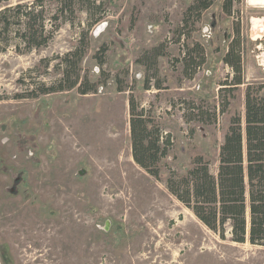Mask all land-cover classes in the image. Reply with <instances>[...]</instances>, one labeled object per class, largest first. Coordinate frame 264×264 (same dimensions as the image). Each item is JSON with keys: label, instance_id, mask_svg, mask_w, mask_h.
<instances>
[{"label": "rangeland", "instance_id": "obj_1", "mask_svg": "<svg viewBox=\"0 0 264 264\" xmlns=\"http://www.w3.org/2000/svg\"><path fill=\"white\" fill-rule=\"evenodd\" d=\"M96 1L101 19L88 33L81 62L82 74L98 82L96 93L80 95L72 89L14 97L34 79L58 77L52 65L57 59L47 73L40 60L77 45L86 24L84 11L73 25L63 23L44 48L27 53L9 48L0 54L1 264H264V246L235 243L229 234L221 238L164 183L170 170L184 175L197 155L216 173L230 116L244 113L245 84L232 91L221 86L232 78L221 60L238 27L244 81L264 82L254 56L258 42L250 40V22L264 7L233 0L226 14L224 0H213L179 36L182 13L193 0ZM49 3L53 9L55 3ZM196 42L204 48L205 63L189 80L183 76V52ZM102 44L108 48L105 85L93 58ZM160 44L167 56L158 57L145 90L147 74L135 60ZM157 83L161 89L154 93ZM119 84L123 91H117ZM130 94L169 135L159 179L131 157ZM191 101L215 109L216 121L185 122L183 102ZM227 101V110L220 113Z\"/></svg>", "mask_w": 264, "mask_h": 264}, {"label": "trees", "instance_id": "obj_2", "mask_svg": "<svg viewBox=\"0 0 264 264\" xmlns=\"http://www.w3.org/2000/svg\"><path fill=\"white\" fill-rule=\"evenodd\" d=\"M53 1V9L49 3ZM22 0L9 3L0 0V54L9 48L17 53L39 50L48 45L63 23L73 25L80 11L87 14L86 24L78 34V43L72 49L56 58H43L44 73L52 61L58 77L45 82L34 79L15 98H37L57 92L76 89L80 95L96 93L98 82L82 74L81 62L86 53L88 33L101 19V4L96 0ZM233 0H224L223 11L230 14ZM213 0H193L183 11L179 36L189 21H198L203 11ZM81 24L78 23V26ZM178 36V37H179ZM107 46L102 44L93 58L100 66L102 84L109 74L102 70L105 64ZM239 28L231 40L222 62L232 71V78L220 83L232 91L245 84L244 113L230 116L229 125L218 149L217 170L212 173L209 162L201 155L192 160V166L179 176L170 170L165 187L180 203L208 229L221 238L229 234L235 243L248 242L264 246V82L245 83L240 53ZM167 56L160 44L145 50L135 62L145 69L143 88L149 89V76L157 69V59ZM183 76L192 79L205 63L204 48L198 42L183 52ZM34 69H37L35 67ZM151 72V74H149ZM24 84L23 78L20 80ZM26 85V84H25ZM161 89L160 84L154 85ZM117 91H123L121 84ZM185 122L200 121L214 123L216 110H205L194 102H183ZM229 102H223L219 112H225ZM129 136L131 157L135 164L156 179L160 178L159 162L170 150L169 135L152 120L145 109L139 106L135 97H128Z\"/></svg>", "mask_w": 264, "mask_h": 264}, {"label": "flooded vegetation", "instance_id": "obj_3", "mask_svg": "<svg viewBox=\"0 0 264 264\" xmlns=\"http://www.w3.org/2000/svg\"><path fill=\"white\" fill-rule=\"evenodd\" d=\"M264 11H261L262 15L255 16L252 22H250V30L254 31L250 40L257 41L258 43L255 45L256 54L255 58L258 60L259 67L264 71ZM263 18V19H262ZM262 19V21H261Z\"/></svg>", "mask_w": 264, "mask_h": 264}, {"label": "water", "instance_id": "obj_4", "mask_svg": "<svg viewBox=\"0 0 264 264\" xmlns=\"http://www.w3.org/2000/svg\"><path fill=\"white\" fill-rule=\"evenodd\" d=\"M250 4H262L264 5V0H249ZM1 264V262H0Z\"/></svg>", "mask_w": 264, "mask_h": 264}, {"label": "bare ground", "instance_id": "obj_5", "mask_svg": "<svg viewBox=\"0 0 264 264\" xmlns=\"http://www.w3.org/2000/svg\"><path fill=\"white\" fill-rule=\"evenodd\" d=\"M247 2H248V4L250 5V6H264V5H262V4H250L249 3V0H247ZM252 20H256V19H253L252 18ZM203 253V252H202Z\"/></svg>", "mask_w": 264, "mask_h": 264}, {"label": "crops", "instance_id": "obj_6", "mask_svg": "<svg viewBox=\"0 0 264 264\" xmlns=\"http://www.w3.org/2000/svg\"><path fill=\"white\" fill-rule=\"evenodd\" d=\"M259 7H264V6H259ZM180 90H182L183 91V89L181 88ZM158 91H160L159 89H155V92L154 93H157ZM228 125L229 124H227V127H226V129L228 128Z\"/></svg>", "mask_w": 264, "mask_h": 264}, {"label": "built area", "instance_id": "obj_7", "mask_svg": "<svg viewBox=\"0 0 264 264\" xmlns=\"http://www.w3.org/2000/svg\"><path fill=\"white\" fill-rule=\"evenodd\" d=\"M205 32H208L207 29H205ZM206 36H207V38H209L210 37L209 33L206 34Z\"/></svg>", "mask_w": 264, "mask_h": 264}]
</instances>
